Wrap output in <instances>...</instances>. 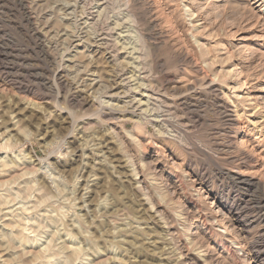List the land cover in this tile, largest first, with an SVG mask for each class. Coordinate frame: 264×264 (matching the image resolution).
<instances>
[{
	"label": "rangeland",
	"instance_id": "1",
	"mask_svg": "<svg viewBox=\"0 0 264 264\" xmlns=\"http://www.w3.org/2000/svg\"><path fill=\"white\" fill-rule=\"evenodd\" d=\"M104 1L0 0V264H264V0Z\"/></svg>",
	"mask_w": 264,
	"mask_h": 264
},
{
	"label": "bare ground",
	"instance_id": "2",
	"mask_svg": "<svg viewBox=\"0 0 264 264\" xmlns=\"http://www.w3.org/2000/svg\"><path fill=\"white\" fill-rule=\"evenodd\" d=\"M104 1V0H103ZM106 1V0H105ZM104 1V2H105ZM26 2V1H25ZM25 2L24 1H21L20 3H21V5L24 7V8H26L27 7V5H25ZM103 2V3H104ZM102 3V4H103ZM129 5V4H128ZM26 6V7H25ZM103 6V5H102ZM105 6V5H104ZM103 8V7H102ZM133 8V7H132ZM131 8V9H132ZM106 9V8H105ZM126 9V8H125ZM27 10H28V8H27ZM99 10V9H98ZM129 10V9H128ZM132 11L134 12V13H132V14H134V17H135V19L136 20H138L139 22H145V20H144V18H143V14H142V12H140V11H137V10H133L132 9ZM129 12H130V10H129ZM25 15V21H26V23L31 27L30 29H31V31H32V33L33 34H35L36 36H40L41 34H40V32H41V30H38L37 28L38 27H35L34 26V20H33V17L31 16V14L29 13V11H26V9H25V13H24ZM98 14H100V13H98ZM119 14H121V13H119ZM127 15V14H126ZM92 16V15H91ZM98 17V16H97ZM133 17V16H132ZM51 18V17H50ZM100 18V17H99ZM126 19V18H125ZM96 20V19H95ZM132 21H133V19H131ZM131 20H129V21H131ZM135 20V21H136ZM48 21V20H47ZM97 21H98V19H97ZM127 21V20H126ZM135 21H133V22H135ZM137 21V22H138ZM56 22V21H55ZM100 22V21H99ZM128 22V21H127ZM126 22V23H127ZM121 23H122V21H121ZM93 24V23H92ZM56 26V25H55ZM133 26H134V24H133ZM115 27V26H114ZM108 29H110V28H108ZM108 31H110V30H108ZM105 32H106V30H105ZM140 32V31H139ZM42 33V32H41ZM102 34V33H101ZM137 34H139V33H137ZM142 35L143 34H141V37H142ZM43 36H45L44 34H43ZM99 36V35H98ZM42 37V36H41ZM103 37V36H102ZM101 37V39L103 40V38ZM136 37H138V36H136ZM135 37V38H136ZM140 37V38H141ZM139 38V37H138ZM100 39V38H99ZM112 40H114V39H112ZM136 40V39H135ZM138 40V39H137ZM136 40V41H137ZM143 39H141V43L143 44V47H145V45H146V43H145V39L142 41ZM100 41V40H99ZM115 41V40H114ZM140 42V41H139ZM83 43V42H82ZM87 43V42H86ZM133 43V42H132ZM96 44V43H95ZM100 44V43H99ZM98 44V45H99ZM116 44V43H115ZM135 44V43H134ZM138 44V43H137ZM41 45V44H40ZM106 45H108V44H106ZM112 45V44H111ZM117 45V44H116ZM120 45V44H119ZM94 46V45H93ZM102 46V45H101ZM100 46V47H101ZM104 47V46H103ZM106 47V46H105ZM138 47H139V45H138ZM112 48V47H111ZM136 48V47H135ZM42 49V48H41ZM104 49V48H103ZM126 48H124V50H125ZM123 50V49H122ZM113 51V50H112ZM42 52H44V49L42 50ZM116 52V51H115ZM129 52V51H128ZM141 52V51H140ZM46 53V52H45ZM108 53V52H107ZM136 54V53H135ZM141 54V53H140ZM145 54H146V52H145ZM144 54V55H145ZM139 56V55H138ZM113 57V56H112ZM114 58V57H113ZM145 59H146V61H147V54L145 55V57H144ZM143 58V59H144ZM133 59V58H132ZM139 60H141L140 58H138ZM119 61H121V60H119ZM137 61V60H136ZM142 61V60H141ZM147 63V62H146ZM145 63V61H144V64H146ZM124 64V63H123ZM129 64V63H128ZM75 66V65H74ZM73 66V67H74ZM86 67V66H85ZM115 67H116V71H117V75H116V72H115V75H116V78H115V80H116V82L114 83V88L112 87V89L113 90H117V89H123V87H124V85H126L125 83V76H124V78H123V75H124V73H123V75H121V74H118L119 72H120V68H121V64L119 63H117V64H115ZM115 67H114V69H115ZM72 68V67H71ZM86 69V68H85ZM123 69V68H122ZM136 69V68H135ZM138 69V68H137ZM134 70V69H133ZM141 70V69H140ZM144 70V69H143ZM202 70V69H201ZM122 72V71H121ZM133 72V71H132ZM202 73H203V70L201 71ZM113 73H114V71H113ZM148 73V72H147ZM149 74V73H148ZM67 75V74H66ZM203 75V74H202ZM204 75H206V73H204ZM69 76V75H68ZM112 76V75H111ZM113 76H114V74H113ZM145 76H147L146 78H144ZM145 76L143 77L144 78V80H145V83H146V85H144L145 86V90H143L145 93L143 94L142 92V96L144 97V98H146V100H147V102H150V101H152V102H156V103H159L160 105L161 104H163V102L165 103V104H167V103H170L168 100H170L169 99V97H167V95L166 94H168V92H173V93H179L180 95V99H179V102H180V104L181 105H184L185 107H189V106H191L192 107V105L191 104H193V102H194V104H198V103H200V101H201V99H202V96H203V94H202V91L201 92H197V91H194V92H189V90H187V89H180V87H170V86H167L169 83H167V85L165 86V88H164V90L163 91H161V89H160V91H161V93H158V91H159V89H158V91L157 92H154L153 90V85H152V82L154 81V80H152L153 78L151 77V75L149 74V75H146L145 74ZM56 77H58V80L59 81H61V79H62V76L60 75V74H56ZM141 77V76H140ZM198 77V76H197ZM65 78V77H64ZM166 77H164V79L162 80V81H165L166 79H165ZM67 79V78H66ZM65 79V83L64 84H66V83H69V84H72L71 82H69L68 80H66ZM131 78H129V80H130ZM168 79V78H167ZM70 80V79H69ZM128 80V79H127ZM169 80H171V79H168V81L167 82H169ZM198 78H195V81H197L198 82ZM71 81V80H70ZM95 82V81H94ZM63 83V82H62ZM96 83V82H95ZM101 84V83H100ZM67 85V84H66ZM98 85V84H97ZM71 86V85H70ZM101 86V85H100ZM103 86V85H102ZM127 86V85H126ZM202 87V86H201ZM93 88V87H92ZM190 88V87H189ZM192 88L193 87H191V90H192ZM210 89H209V91L210 92H213V91H215V87L214 86H211V87H209ZM157 89V88H156ZM197 89V88H196ZM193 91V90H192ZM199 91V90H198ZM120 92H122L123 93V90L122 91H120ZM203 92H205V90L203 91ZM208 92V91H207ZM78 93V92H77ZM119 93V92H118ZM206 93V92H205ZM124 94V93H123ZM208 94V93H207ZM212 94V93H211ZM113 95V94H112ZM111 96V95H110ZM117 96H119V95H117L116 94V97ZM169 96V95H168ZM208 96H210V95H208ZM208 96L206 97L207 99H208ZM79 98H81V100H82V102L84 103V104H86V102H85V97H84V95H82V93L81 94H79ZM131 99H133V98H131ZM166 99H168V100H166ZM211 99V98H210ZM210 99H208V101L210 100ZM138 100H140V99H138ZM138 100H136V101H138ZM86 101H88L87 99H86ZM133 101V100H132ZM131 101V102H132ZM211 101H213V100H211ZM131 102H130V104H131ZM135 102V101H134ZM140 102V101H139ZM143 102V101H142ZM146 102V103H147ZM106 103V102H105ZM133 103V102H132ZM214 103L215 104H217L218 105V109L220 110V112H221V114L223 115V119L226 121V122H231V121H233L232 120V118L230 117V115L228 114V111H227V105L226 104H224V102H221V101H219L218 99H216V100H214ZM138 104V103H137ZM140 104H143V103H139L138 104V106L140 107L141 105ZM145 104V103H144ZM150 104H153V103H150ZM159 104H158V106H159ZM132 105H134V104H132ZM146 105V104H145ZM131 106V105H130ZM147 106V105H146ZM152 106V105H151ZM154 106H156L155 104H154ZM158 106H156V107H158ZM167 106H168V104L166 105V107L164 106V109L165 110H163V112H162V110L161 109H158L159 110V114H158V116H156L155 114V117L154 118H150L149 119V123L151 124V125H154V126H157L158 127V132H159V134H161L164 138H168L169 136H174V135H165L164 134V125L168 122V119H167V115H165L164 113H167ZM171 106V105H170ZM194 106H196V105H194ZM132 107V106H131ZM130 107V108H131ZM134 107V106H133ZM155 107V108H156ZM169 107V106H168ZM190 107V108H191ZM116 108V107H115ZM134 109V108H133ZM135 109L137 110L138 108L137 107H135ZM151 109V108H150ZM162 109H163V107H162ZM108 110V109H107ZM106 110V111H107ZM157 110V111H158ZM161 110V111H160ZM148 111V110H147ZM152 111V110H151ZM169 112V111H168ZM109 113V112H108ZM134 113V111L132 112V113H130V114H133ZM140 113H142V112H140ZM147 113V112H146ZM110 114H111V110H110ZM134 115V114H133ZM169 115V114H168ZM109 116V115H108ZM140 116V115H139ZM142 116V115H141ZM140 116V117H141ZM150 116H151V114H150ZM153 116V115H152ZM110 117H111V115H110ZM145 117V116H144ZM237 118V117H236ZM143 119H146V118H143ZM137 121V123L138 124H142V121H140V118L138 119V120H136ZM238 124V123H237ZM167 125V124H166ZM168 132V131H167ZM157 136V135H156ZM239 177V176H238ZM240 184H242V185H244V186H248L249 188H254V189H257V188H259V186H258V183H256V181H254L253 180V178L252 177H245V176H240ZM238 206V205H237ZM237 214H238V212H237ZM251 243V242H250ZM253 248V247H252ZM260 251V250H259ZM228 252H234V250H232V247H229L228 248ZM258 252V251H257ZM252 254V253H251ZM255 255V254H254ZM253 255V256H254ZM256 256V255H255ZM254 260H258L257 259V257H256V259H254ZM259 262V261H258ZM260 263H261V261H260Z\"/></svg>",
	"mask_w": 264,
	"mask_h": 264
}]
</instances>
